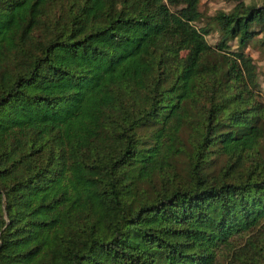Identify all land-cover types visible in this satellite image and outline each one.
<instances>
[{"label":"trees","instance_id":"trees-1","mask_svg":"<svg viewBox=\"0 0 264 264\" xmlns=\"http://www.w3.org/2000/svg\"><path fill=\"white\" fill-rule=\"evenodd\" d=\"M199 1L0 0V264H264V2Z\"/></svg>","mask_w":264,"mask_h":264},{"label":"rangeland","instance_id":"rangeland-1","mask_svg":"<svg viewBox=\"0 0 264 264\" xmlns=\"http://www.w3.org/2000/svg\"><path fill=\"white\" fill-rule=\"evenodd\" d=\"M240 0H200L199 10L201 17L194 23L197 27H202L208 30L205 37L211 46H215L216 42L222 36V31L217 20L214 18L219 11L228 12L233 9L235 4ZM246 4L260 5L264 0H243ZM258 25L255 26V29ZM229 50H235L237 43L236 39L229 40ZM223 52V50H221ZM245 53L251 56L252 62L255 64L254 83H251L252 88L256 94V100L264 104V32H259L248 42L244 48ZM218 53L216 54V57ZM188 128L182 131V136L185 138ZM211 162L207 166L210 174L221 173L220 171L225 158L221 155L210 154ZM186 164V159L182 156L178 159V171L184 173L183 167Z\"/></svg>","mask_w":264,"mask_h":264}]
</instances>
